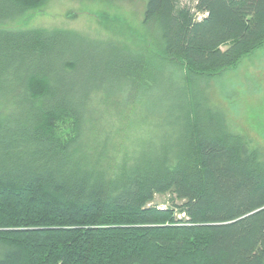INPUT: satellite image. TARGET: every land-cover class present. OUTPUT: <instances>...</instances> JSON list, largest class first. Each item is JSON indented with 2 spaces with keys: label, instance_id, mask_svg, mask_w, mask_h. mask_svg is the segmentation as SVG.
<instances>
[{
  "label": "trees",
  "instance_id": "obj_1",
  "mask_svg": "<svg viewBox=\"0 0 264 264\" xmlns=\"http://www.w3.org/2000/svg\"><path fill=\"white\" fill-rule=\"evenodd\" d=\"M143 1L152 50L89 66V39L1 28L50 0H0V264H264L263 154L197 88L264 46V0ZM129 87L155 130L111 148Z\"/></svg>",
  "mask_w": 264,
  "mask_h": 264
},
{
  "label": "rangeland",
  "instance_id": "obj_2",
  "mask_svg": "<svg viewBox=\"0 0 264 264\" xmlns=\"http://www.w3.org/2000/svg\"><path fill=\"white\" fill-rule=\"evenodd\" d=\"M182 2L191 4L190 0ZM144 13L143 0H50L39 10L4 22L1 28L75 33L97 44L89 51L88 64L98 66L103 59L110 62L120 53L139 58L152 50L153 39L144 24ZM182 73L184 70L177 72L169 67L165 76L176 81L175 78L182 79ZM197 88L205 104L222 116L229 130L245 136L264 158V46L236 66L211 79H202ZM145 92L149 90L143 88L134 95L130 87L115 89L104 98L108 104L99 117L102 131L111 138V148L130 147L155 130L154 110L159 105L154 106L153 95L145 98ZM168 200V196H157L155 205L166 207Z\"/></svg>",
  "mask_w": 264,
  "mask_h": 264
}]
</instances>
